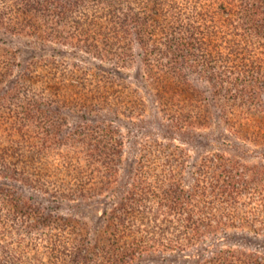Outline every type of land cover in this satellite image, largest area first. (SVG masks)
<instances>
[{"label": "trees", "instance_id": "16d2710c", "mask_svg": "<svg viewBox=\"0 0 264 264\" xmlns=\"http://www.w3.org/2000/svg\"><path fill=\"white\" fill-rule=\"evenodd\" d=\"M18 1L21 4L12 9L10 15L9 10L4 8L5 11H3L0 8V36L8 37V39L0 38V264H134L135 258H139L146 251L151 250L152 252L162 244L166 245L165 248L170 247L167 241L155 242L147 236L144 240L142 231H145L143 228L145 223L133 220L132 217H110L108 219L98 217L97 224L91 227L84 219L81 221L75 217L61 215L60 210L65 200L82 201L100 197L103 190L107 188L105 184L118 182L117 169L121 167L119 164L126 160L125 157V159L121 157L125 152L124 141L120 142L122 138L106 135L108 141L102 143L104 138L102 133L106 132L107 126H102L99 129L101 134L97 135L88 131L87 124V130L81 123L64 128L65 122L58 120V123L55 119L57 115L53 110L64 112L66 108L70 109L66 104H62V107L55 105L49 110L41 107L44 103L41 102L39 94L33 96L28 91V88L33 86L39 78L35 69L30 67L28 61L24 64L9 61L7 53H5L8 52V49L4 48L15 37L25 35L31 42L27 54L34 52L32 47L35 49L44 48V45L49 46L51 43L70 44L72 47H80V44H84L87 48H93L95 53L100 54L99 59H102V55L107 50L103 45L109 42V39L125 40L124 37L132 35L135 29L134 24L138 23L136 21L138 17L135 16V19H132L128 16L124 23L122 21L119 25L115 20L117 15H114V19L111 20H103L100 16L98 17L101 19L94 16L97 7L103 6L101 11L104 13L120 6V0ZM140 2L149 3L150 0H140ZM226 2L228 3L224 5L222 1L218 4L220 13L227 15L230 21L233 20L229 22L234 27L232 33L245 35L246 41L233 37L234 48L233 46L227 47L225 48L228 50L226 52H222L217 45H213L215 49H218L214 53L219 56L221 66H209L210 73L214 74L216 71L217 74L214 75L216 78L210 79L208 86H202L197 82L191 86L189 78L185 79L186 77H184L186 69L194 65L185 61L183 52L189 51L191 47H195V44L204 43L203 37L199 38L192 32L185 34L183 38L180 37L176 28L170 27V33H165L164 37L163 44L166 48L160 52L161 59L163 57L164 61L156 56L152 58L146 56L142 60H146L144 65L149 72L147 76L152 74L161 81L166 76L167 84L173 79V82L169 83L170 85L164 83L166 93L171 94L166 99L168 101L167 115H163L167 116L171 129L169 128L165 132H172L178 137H183L185 134L189 138L199 137V135L205 134L204 129H210L211 118H215L218 140L230 139V134L234 137L244 134L243 138H246L249 133L235 128L229 120L231 118L229 114L235 110L233 105L241 107L239 112H243L244 104L246 105L245 116L251 114L260 117L259 125L253 134L258 135L259 143L264 145V73H261L264 71V67L259 68L264 64V0L259 1L262 7L241 3L242 0L235 4V0H226ZM85 4H89L90 8L95 6L94 13L85 21L78 20L73 14ZM104 6L108 7V10H104ZM128 10L129 13L133 12L132 8ZM233 14L234 16H232ZM175 17L183 21L180 16ZM128 19L129 21H127ZM170 19L175 25L173 17ZM242 22H245V27ZM154 23V21L152 23L143 21V30L146 38L152 42L151 48L159 49L156 47L161 43V36L155 33L158 24L154 25ZM97 25L99 29L96 30ZM148 25L151 27L148 28ZM106 32L109 34L107 35ZM208 56L211 60L214 58L210 53L203 56V60ZM177 58L181 60L180 64H178ZM26 60H34V58L27 57ZM116 62H119V58ZM19 66L22 67L16 71V67ZM103 66L97 63L95 69L86 67L84 79L86 81L95 80L99 89L104 88L105 91H108L109 88L113 89V85L120 80L115 79V76L126 78L123 72L118 71L116 67L106 68ZM169 71L174 72L176 76H169ZM196 74L194 72L193 76ZM143 77L146 79L145 76ZM198 77L201 80L208 78H203L199 74L194 79H199ZM102 78L107 82L103 83ZM126 83H120L123 90L128 89ZM141 84L143 87H147L151 84V80L147 79V83L142 82ZM189 85L193 91L200 85V89H198L200 91L193 93L190 88L187 89ZM188 91L190 92L187 93ZM9 93L13 95L11 98ZM18 93H26V99L22 100V103L20 100L12 99L16 98ZM182 96L185 97L180 100ZM191 106L200 109V113L195 115L196 119L194 120L188 119L189 115L184 113V109ZM80 117L85 118L86 115L83 113L80 114ZM109 120L112 122V119ZM107 132L112 133L116 130L113 127L109 128ZM165 132H161L162 137L160 138L155 135L150 139L154 141V145L148 144V141L145 140L147 147L140 148V141L136 143H139V151L142 149L145 152L147 150V152L153 153L152 162L160 157V160L164 162L163 165H167V169H165L167 171L174 168L167 157L172 156L176 147L173 141L175 135L172 136ZM112 141L116 144L114 145ZM29 144L37 146L40 150L30 152L26 161L21 155H24L25 146L27 147ZM150 146L151 150H148ZM57 152L59 156L57 165L61 166H55L56 170H53L52 166L39 165L35 167L34 161L49 156L47 154L52 153L51 155H53ZM84 161L87 163V167L84 173L86 179L83 184L90 183V187L85 188L80 185L72 187V184L69 186V182L64 180V170H67V167L71 168L74 162L78 166ZM147 161L145 157H134L128 166L134 174L136 168L150 166L151 164ZM84 165L86 164L82 166ZM222 172L228 175L224 168ZM246 172L256 175L255 172L258 174L259 171H256L255 168L242 171L241 174L245 178H247ZM96 173H103L107 177L105 176L106 181H103L102 186L93 190L91 186L94 184L93 178ZM56 182L59 185H56ZM149 183L152 184L151 181ZM142 184L144 185L143 190ZM139 187L140 196L131 189V195L137 197L133 202L134 205H139L141 203L139 197L150 192L148 183L140 181ZM195 192L197 196L195 195L191 199L193 200L195 197L191 203L194 210L199 207L198 196L202 195L203 190ZM175 193L176 188H171L164 195L157 197L153 194V196L158 203L162 199L164 201L171 198L172 208L176 204L185 205L186 201L184 202L182 197L188 198L190 194L187 196L178 193L175 195ZM226 194L233 198L234 202L238 201L237 197L243 195L241 190L234 186L233 181L225 182L224 188L221 189L220 197L227 202ZM120 206L122 209L119 213L122 215L123 204L120 203ZM129 207L133 210L132 206ZM157 213H160L159 209H157ZM123 215L128 216L129 212ZM190 223L194 227V221ZM174 246L178 247L179 245L175 244ZM179 248L184 250L185 246L180 245ZM253 264H264V262L255 260Z\"/></svg>", "mask_w": 264, "mask_h": 264}, {"label": "rangeland", "instance_id": "374dc122", "mask_svg": "<svg viewBox=\"0 0 264 264\" xmlns=\"http://www.w3.org/2000/svg\"><path fill=\"white\" fill-rule=\"evenodd\" d=\"M221 1L223 5L228 3L226 0H150L149 3H141L140 0H120V6L104 13L101 11L103 6H99L94 14L96 18L111 20L114 19V15H117L115 20L119 25L122 21L124 23L128 16L132 19H135V16L138 17L136 20L138 23L134 24L135 29L132 35L124 37L125 40L109 39L110 41L103 45L107 50L102 55V59H99V53H95L93 48H87L84 44H80V47H72L70 44L51 43L49 46L44 45V48L35 49L32 47L34 52L27 54L31 42L25 35L15 37L12 42L10 41V44H6L7 46L4 47L8 49V52L5 53H7L9 61L22 64L28 61L30 67L35 69L39 78L36 82L34 81L33 86L28 88V91L33 96L39 94L41 102L44 103L41 107L49 110L55 105L62 107V104H66L70 109L66 108L64 112L53 110L57 115L56 121L65 122L64 128L81 123L87 130V124L88 131L97 135L101 134L99 129L102 126H107L106 132L102 133L104 137L102 143L108 141L106 135L119 137L122 138L120 142L124 141L125 152L121 157H125L126 160H121L122 163L119 164L121 167L117 169L118 182L105 184L107 188L103 190L100 197L82 201L65 200L60 213L64 217L71 216L81 221L84 219L91 227L97 224L98 217H106V219L132 217L133 220L145 223L143 224L145 231H142L144 240L147 236L155 242L167 241L168 245L172 247L165 248L166 245L162 244L152 252L151 250L146 251L139 258H135L134 264H253L255 260L264 262V145L259 143V136L253 134L259 125L260 117L251 114L245 116L246 105L244 104L243 112H239L241 107L233 105L235 114L234 111L230 113L229 120L235 128L249 133L246 138H243L244 134H238L236 137L230 134V139L218 140L215 118H211L210 129H204L205 134L199 135V137L189 138L186 134L183 137H178L172 132H165L169 128L171 129L167 116H163L167 115L168 101L166 99L171 95L166 93L165 84L172 83L173 79L167 84L166 76L162 78L163 81L152 74L147 76L149 72L144 65L146 60H142L146 56L151 58L156 56L161 59L160 52L166 48L163 44L165 33H170V27L176 28L180 37L183 38L185 34L192 32L199 38L203 37L205 44H195V47L183 52L185 61L194 65L186 69L184 77H186L185 79L189 78L191 86L195 82L202 86H208L210 79L216 78L214 75L217 74L216 71L214 74L210 73L209 66H221L219 56L214 51L220 49L222 52H226L228 50L225 48L230 46L234 48L233 37L240 40L246 39L245 35L232 33L234 27L229 22L233 20L230 21V18L224 13L221 14L218 9V4ZM239 1L235 0L234 4ZM259 1L242 0L241 3L262 7ZM19 4L21 2L18 0H0L1 10L5 11L4 8H6L9 10V15L12 13V9H15ZM93 8H90L89 4H85L73 16L78 20L85 21L92 17ZM104 8V10H108V7L104 6ZM129 8H132L133 12L129 13ZM175 16H180L183 21ZM170 17H173L175 25L171 22ZM143 21L149 23L154 21V25L158 24L155 33L161 36V43L156 47L159 49L151 48L152 42L144 34ZM244 23L242 22V25L245 27ZM180 24L182 25L179 26ZM196 25L199 26L196 27ZM148 26V28L151 27ZM97 29H99L98 25ZM106 33L109 34V32ZM111 34L113 33L111 32ZM0 38L8 39L4 35ZM213 45H217L218 49H215ZM210 53L214 58L211 60L208 56L203 60V56ZM121 56L124 57L121 58ZM27 57H33L34 60H26ZM117 58H119V62H116ZM162 59L161 61H164ZM176 60L179 61L178 64L181 63L179 58ZM237 62L239 61L237 60ZM97 63L106 68L116 67L118 71L123 72L126 78L115 76V79L120 80L113 85V89L109 88L108 91H105L104 88L99 89L95 80L86 81L84 79L86 67L95 69ZM21 67H16V71ZM263 67L264 64L259 68ZM194 72L197 74L193 76ZM169 73V76H176L172 71ZM199 74L203 78H208L206 80H201L200 77L194 79ZM147 79L151 80V84L143 87L141 83H147ZM102 82L106 83L107 81L102 78ZM122 82H127L125 85L128 86V89L123 90L120 85ZM190 85L187 89H191ZM198 89H200V85L196 90L191 89V91L198 93L200 91ZM13 92L16 93V91ZM10 94L11 98L13 95ZM16 95L17 97L12 99L20 100L21 103L26 99V93ZM183 97L185 96L180 97V100H183ZM184 102L186 101L184 100ZM184 111L186 115H189L188 119L191 120L196 119L195 115L200 113V109L193 106L188 109L186 107ZM83 113L86 115L85 118L80 117V114ZM109 119H112V122ZM113 127L116 132H107L109 128ZM161 132L175 135L173 141L176 149L174 148L172 156L167 157L174 168L167 171L165 170L167 165H163L164 162L160 160V157L152 162L153 153H149L147 150L145 152L142 149L139 151V143H136L140 141V148L147 147L145 140L148 141H146L148 144L154 145V141L150 139L155 135L159 138L162 137ZM150 135L151 137H149ZM98 138L100 139L101 136ZM112 142L114 145L116 144L114 141ZM25 148L24 155L21 156L26 161L30 152L40 150L33 144H29ZM148 150H151V146ZM51 154L34 161L35 167L39 165L52 166L53 170H56L55 166H61L57 165L59 162L58 152ZM134 157H145L151 165L136 168L133 174L128 165ZM76 164L74 162L71 168L67 167V170H64V180L69 182V186L72 184V187L80 185L89 188L90 183L83 184L86 179L84 173L87 163L84 161L78 166ZM83 164L86 165L82 166ZM223 168L228 175L222 172ZM252 168L259 171L258 174L255 172L256 175H251L246 172L247 178L243 177L241 172ZM105 176L103 173H96L91 188L97 190L102 186L103 181H106L107 176ZM42 179L44 178L42 177ZM140 181L148 183L150 192L149 194L146 192L142 196L144 198L139 197L141 202L139 205H134L133 202L137 197L131 195V189L140 196ZM229 181H233L234 186L243 193L241 197H237L238 201L236 202L228 194H226L227 202L220 197L221 189L224 188L225 182ZM55 184L59 185L58 182ZM143 187L144 185L142 190ZM171 188H176L175 195L178 193L189 196L190 194L188 198L182 197L183 201H186L185 205L176 204L172 208L171 198L164 201L162 199L159 201L160 203L154 198L153 194L159 197ZM225 188L227 189V187ZM201 190L203 193L198 196L199 207L194 210L191 203L195 197L193 200L191 199L193 196H197L195 191ZM120 203L123 204L122 215L119 213L122 209ZM129 206H132L133 210ZM157 209L160 213H157ZM128 212V216L123 215ZM191 221H194L196 229L191 225ZM175 244L179 246L176 247ZM180 245L185 246L184 250H180Z\"/></svg>", "mask_w": 264, "mask_h": 264}]
</instances>
